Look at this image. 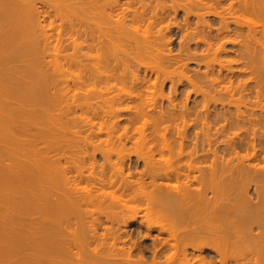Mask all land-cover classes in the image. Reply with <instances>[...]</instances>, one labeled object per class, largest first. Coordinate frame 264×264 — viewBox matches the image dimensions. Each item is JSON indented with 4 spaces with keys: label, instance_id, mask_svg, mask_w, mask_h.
Here are the masks:
<instances>
[{
    "label": "bare ground",
    "instance_id": "obj_1",
    "mask_svg": "<svg viewBox=\"0 0 264 264\" xmlns=\"http://www.w3.org/2000/svg\"><path fill=\"white\" fill-rule=\"evenodd\" d=\"M182 1L0 0V264H264V0Z\"/></svg>",
    "mask_w": 264,
    "mask_h": 264
},
{
    "label": "rangeland",
    "instance_id": "obj_2",
    "mask_svg": "<svg viewBox=\"0 0 264 264\" xmlns=\"http://www.w3.org/2000/svg\"><path fill=\"white\" fill-rule=\"evenodd\" d=\"M171 2H172V5H171ZM171 2H170V0H162V6L163 7H165L164 5H167L168 7H174V9H172V10H175V9H177L176 11H178L177 12V14L174 16V14L172 15V13H170V16H168V21H170V22H177V23H179V27L181 26V28L183 29H181V31L182 32H184V30H185V21H182V20H184L183 18H184V15H183V9H182V7L181 6H179L180 4H184V2L182 1V0H171ZM231 2H233V3H235V4H237V2H238V0H235V2H234V0H231ZM211 3V2H210ZM178 5V6H177ZM166 6V7H167ZM178 7H181V9L180 8H178ZM213 7H215V5H213ZM213 7L211 6V8L213 9ZM216 8V10L217 11H220L221 10V8H219L218 6L217 7H215ZM193 12H195V10L193 9L192 10ZM213 11V10H212ZM180 14V15H179ZM207 17L205 18V19H208L209 20V23H213L212 24V27H217L218 26V24L216 25V22H217V19L212 15V14H207L206 15ZM226 16V15H225ZM236 16H237V18H238V20L240 21H242V22H244V23H247L246 21H251V23H255V25L257 26V27H260L263 23H264V18H258V17H256V16H253V15H250V14H246V13H242V11H238L237 13H236ZM212 17V18H211ZM226 18H228V15H227V17ZM174 19V20H173ZM192 19V21H190L192 24H191V27H189L188 28V32L189 31H197L198 29H196L195 27H194V25H195V21H194V19H193V17L191 18ZM176 20V21H175ZM212 22H211V21ZM166 22H167V20H166ZM181 22L183 23L182 25H180L181 24ZM254 23H253V25H254ZM215 25V26H214ZM231 25H233V23H231ZM196 26V25H195ZM243 27H245L246 28V26L243 24L242 25ZM193 27V28H192ZM172 28H173V26H172ZM180 35H181V33H179V31L177 32V30H176V33L174 32V36L172 37V40H174V44H172V45H170L171 47H172V49H173V52L176 54L177 52H179L178 51V47H177V42H178V38H180ZM178 36V37H177ZM176 39H178V40H176ZM79 42V40H77V42L76 43H78ZM175 43H176V46H175ZM190 43H192V42H190ZM202 49V48H201ZM200 51V50H199ZM225 51H226V56L224 57V52L222 53V54H219L218 56H216V58L217 59H213L214 58V56H213V54H209L208 56L206 55V57L204 58V60L202 61H200V62H198L199 60H197V62L198 63H196V60H190L189 62H188V67H186V68H188V71H186V75H189L190 76V74H192V76L194 75V73L196 72H201L202 70H204V66H205V64H207V63H210V64H216L217 62H214V61H216V60H218V59H220V61L222 60H226V59H232V60H235V59H237L238 57L236 56V52H234V49L229 45V44H226V46H225ZM67 52V53H66ZM72 52V49L71 48H69V49H67L66 51H65V53L64 54H68V53H70V54H72L71 53ZM190 52L191 53H193L194 52V49L192 48V49H190ZM195 52H196V50H195ZM194 52V53H195ZM201 53V52H200ZM198 51H197V55H199L200 54ZM203 53V52H202ZM205 53V52H204ZM69 55V54H68ZM220 55H222V56H220ZM226 58V59H225ZM206 62V63H205ZM200 63V64H199ZM203 63H205V64H203ZM197 64H199L198 66H197ZM217 65V64H216ZM215 65V66H216ZM233 66H234V64H232ZM217 67V66H216ZM72 68V71L70 70V72H71V74L73 75V76H71V77H74V75L76 74L77 75V73H76V71H78L79 72V70H75V67H71ZM70 68V69H71ZM74 68V69H73ZM200 68V69H199ZM171 69V68H170ZM216 69V68H215ZM187 70V69H186ZM215 71V70H214ZM70 72H69V74H68V77H69V75H71L70 74ZM73 72V73H72ZM195 73V74H196ZM215 73V75H216V72H214ZM250 73V72H249ZM247 74V73H246ZM75 75V76H76ZM251 75V76H250ZM174 76V75H173ZM172 76V77H173ZM245 76H248L247 77V79H245L247 82H249L248 80H250V78H252L253 76H254V74L252 75V73L251 74H248V75H245ZM71 77H69V78H71ZM240 78H242V79H244V76L243 77H240ZM246 78V77H245ZM72 79V78H71ZM175 80H176V77L174 78ZM235 81V80H234ZM236 82V84H237V81H235ZM235 82H233V83H235ZM184 85H185V82L183 83ZM178 86H179V84H177ZM235 85V84H234ZM167 87H166V90L164 89V91H163V94H165L164 96L165 97H167L166 96V94H167V88H168V83H167V85H166ZM181 87V86H180ZM183 88V87H182ZM177 96L179 95V93L176 91V93H175ZM158 95V93L155 95V96H157ZM170 95V94H169ZM160 97H162V95L160 96ZM202 96L201 95H197V96H195V95H192V93H190V96L188 97V99H187V101L188 102H192V100L194 101L195 100V98L197 99V101H200V103H202L201 102V100H202V98H201ZM237 97V96H236ZM180 98V100H181V98L182 99H184V95L183 96H178V99ZM180 100L178 101V102H180ZM191 104V103H190ZM208 105H211L212 106V104L210 103V104H208ZM213 107V106H212ZM212 107H210L211 109H212ZM78 112V111H77ZM80 112V111H79ZM75 114H79V113H75ZM74 114V115H75ZM77 115H75V116H77ZM81 117H83V116H85V114L84 113H82L81 112ZM79 116V115H78ZM70 117L71 118H73L74 116L72 115H70ZM77 118V117H76ZM78 119V118H77ZM198 122V123H197ZM201 123V122H200ZM219 124V123H218ZM218 124H215V125H213L212 123H211V126L212 127H210V131L212 130L211 128H213V130H212V132H209V133H215V131L216 130H214V129H216V128H218L217 127V125ZM196 129L198 128V130H199V126L201 127V125L199 124V121H196ZM220 125V124H219ZM215 126H216V128H215ZM201 129V128H200ZM1 136V135H0ZM129 145V147H132L133 145L132 144H128ZM128 147V146H127ZM131 149H133V147L131 148ZM1 205V204H0ZM3 205H1L0 206V210H3L4 212H5V206H3Z\"/></svg>",
    "mask_w": 264,
    "mask_h": 264
}]
</instances>
